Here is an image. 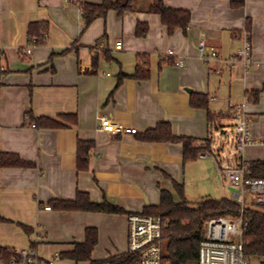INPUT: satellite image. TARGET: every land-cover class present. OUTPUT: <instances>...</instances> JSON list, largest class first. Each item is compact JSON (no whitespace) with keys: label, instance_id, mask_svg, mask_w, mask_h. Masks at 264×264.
<instances>
[{"label":"crops","instance_id":"1","mask_svg":"<svg viewBox=\"0 0 264 264\" xmlns=\"http://www.w3.org/2000/svg\"><path fill=\"white\" fill-rule=\"evenodd\" d=\"M102 1L0 0V151L35 162L33 167L0 168V246L33 248L43 257L59 253L57 264H76L64 253L85 240L87 227L98 229L93 260L127 252L130 213L158 205L163 189L179 202L175 182L185 189L190 181L217 177L216 165L222 170L225 165L214 135L236 121L230 101L245 103L258 142L228 164L264 159L252 158L264 153V0H163L191 15L185 29L172 33L159 14L148 11L153 0L142 8L134 4L122 15L111 9L86 26L82 5ZM34 22H47L49 30L44 42L27 53ZM139 22L149 26L143 36L136 34ZM245 31L252 62L231 64L228 59L243 45ZM201 40L221 59L204 62L198 52ZM140 54L149 56V76L127 77L116 87L121 72L132 74L140 66ZM175 58L185 64L175 65ZM255 91L257 96L251 94ZM193 92L209 95L213 123L206 109L192 106ZM98 116L138 132L112 135L98 128ZM38 117L65 126L40 127ZM161 122H169L176 135L210 138L211 149L203 151L208 156L185 160L181 142L141 139ZM79 140L95 143L85 170L77 165ZM79 191L126 212L45 208L52 199H74ZM207 191L201 199L210 196Z\"/></svg>","mask_w":264,"mask_h":264},{"label":"trees","instance_id":"2","mask_svg":"<svg viewBox=\"0 0 264 264\" xmlns=\"http://www.w3.org/2000/svg\"><path fill=\"white\" fill-rule=\"evenodd\" d=\"M135 0H103L101 3H84L82 15L85 25H90L95 19L104 17L109 10H117L120 15L134 8ZM148 11L159 14L163 23L167 26L168 32L172 33L176 28H186L190 22V12L184 9H175L165 5L163 0H153ZM148 24L139 22L136 34L143 36L148 31ZM49 24L47 22L31 23L28 29L29 43L36 39V44H42L48 34ZM98 57L94 56L95 62ZM140 66L132 74L121 72L118 76L117 86L119 87L127 77L147 78L149 76V56L139 55ZM113 94V92H112ZM111 94V95H112ZM255 96L259 91L251 93ZM191 104L196 108L206 109L208 121L213 123L215 113L209 108V95L203 92L191 94ZM69 117V115H67ZM73 121L76 120L75 116ZM37 125L40 127L61 128L65 125L60 121L49 117H38ZM146 141H170L181 142L184 148V159L195 158L200 152L211 149V139L207 138L205 146H198L193 137L176 135L169 122H161L156 127L148 129L141 136ZM93 141H78L77 165L79 170L89 168L90 150L94 147ZM35 162L23 159L14 152L0 151L1 167H33ZM251 174L254 177L264 178V159L250 161ZM175 189L180 197L176 202L173 194L168 190L161 191V199L158 205H147L143 213L162 215L167 222L163 232L164 237V259L169 264H197L199 259L200 242L206 233L207 222L213 217L243 215L247 221L243 240L245 250L248 254L264 260V205H245L229 197L215 198L206 196L197 202L187 199L184 186L175 182ZM50 207L60 210H83L92 212L125 213L121 206L110 203L108 200L94 202L87 192L79 191L74 199L54 198L49 201ZM4 218L0 214V221ZM98 242V229L87 227L86 238L83 242L76 244L73 251L64 253V256L74 259L76 264L80 261H91V264H131L133 255L124 252L110 256L102 260H93L92 253ZM16 256L15 250L9 247L0 246V260L8 263Z\"/></svg>","mask_w":264,"mask_h":264},{"label":"built area","instance_id":"3","mask_svg":"<svg viewBox=\"0 0 264 264\" xmlns=\"http://www.w3.org/2000/svg\"><path fill=\"white\" fill-rule=\"evenodd\" d=\"M250 1V0H245ZM27 47V53L32 52V47L36 44V39L31 41ZM123 42L118 40L115 47L120 49ZM2 46L0 45V49ZM199 57L208 62L210 59H221L220 53L213 49L205 40L198 44ZM252 42L248 32L243 34V45L236 55L229 57L232 64L236 60H241L245 64L252 62ZM174 55V51L169 49L167 56ZM175 65L183 66L182 58H175ZM229 110L233 111L236 118L237 148L242 154L245 148L257 143L251 132V121L248 116L245 103L230 101ZM98 128L102 131L116 134H134L138 128L124 125L113 121L107 116H98ZM202 141L199 140V146ZM205 146V145H204ZM200 157H207L206 152H200ZM225 177L236 186H240L246 198L241 202L245 205H264V178L254 177L251 174L250 160L241 159L234 164L224 167ZM46 209H51L49 205ZM129 238L128 249L134 260L131 264H169L164 259V237L163 232L166 225V218L162 215L146 214L143 212H132L128 215ZM247 221L243 215L237 218L225 216L213 217L206 225V233L200 242L199 259L197 264H264V260L258 259L245 250L243 235ZM16 256L8 263L0 260V264H57L60 254L56 253L52 257H43L33 248H23L15 250Z\"/></svg>","mask_w":264,"mask_h":264},{"label":"rangeland","instance_id":"4","mask_svg":"<svg viewBox=\"0 0 264 264\" xmlns=\"http://www.w3.org/2000/svg\"><path fill=\"white\" fill-rule=\"evenodd\" d=\"M148 0H135L134 4L137 7H143L148 4ZM235 120H231L230 124L227 126V131L224 133H215V148L218 153L220 152L223 160V165L225 167L228 165L229 160H236L240 159L241 153L237 148V136H236V129H235ZM201 145H206L207 142L201 140ZM196 144L199 146V141H196ZM254 154V153H253ZM260 155L252 157V158H259V156H264L259 153ZM240 157V158H239ZM231 161V162H232ZM227 164V165H226ZM216 170L218 171L217 177L213 176L212 178H208L206 181H190L187 183L188 185L185 186L184 192L188 200H192L193 203L201 200L202 191L203 189L208 190L205 194L210 195L215 198H219L222 194L226 197H229L235 201L242 202L246 196L244 195V191L240 186H236L229 181L224 174V170H222L219 165H216ZM222 170V171H221ZM218 186V187H217ZM217 188V189H216ZM202 192V193H201ZM221 194V195H219ZM195 204V203H194ZM230 218H237L231 216H225ZM129 229V228H128ZM128 238H129V231H128ZM128 248V245H127Z\"/></svg>","mask_w":264,"mask_h":264},{"label":"water","instance_id":"5","mask_svg":"<svg viewBox=\"0 0 264 264\" xmlns=\"http://www.w3.org/2000/svg\"><path fill=\"white\" fill-rule=\"evenodd\" d=\"M189 91H191V89H188Z\"/></svg>","mask_w":264,"mask_h":264}]
</instances>
